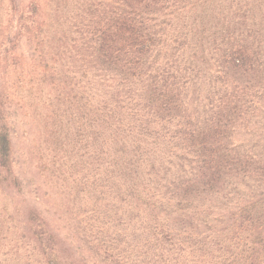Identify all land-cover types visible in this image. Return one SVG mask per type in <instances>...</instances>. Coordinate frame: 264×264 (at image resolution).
<instances>
[{"label":"trees","instance_id":"obj_1","mask_svg":"<svg viewBox=\"0 0 264 264\" xmlns=\"http://www.w3.org/2000/svg\"><path fill=\"white\" fill-rule=\"evenodd\" d=\"M21 3L0 0V187L24 120L46 172L86 156L92 264H264V0ZM30 214L0 236L14 264H90Z\"/></svg>","mask_w":264,"mask_h":264},{"label":"rangeland","instance_id":"obj_2","mask_svg":"<svg viewBox=\"0 0 264 264\" xmlns=\"http://www.w3.org/2000/svg\"><path fill=\"white\" fill-rule=\"evenodd\" d=\"M20 1L21 4L28 2ZM19 47L27 55L32 52L31 44L25 41ZM25 125L27 124L24 120L18 122L12 137L16 163L14 172L19 179V185L15 189L0 187V225H4L5 229L6 223H9V231L6 233L3 230L0 236L18 237L22 230L26 231L23 222L33 212L32 217L44 220L56 236L65 241L77 259L89 260L92 264L93 260L78 241L76 231L80 218L91 217L94 213L91 167L84 163L86 156L80 158L75 155L76 151L78 155L83 153L77 145L69 161L73 165L71 169L68 168V159L65 157L62 162L66 163L60 171L46 172L45 157H41L44 154L37 153V139L32 141L34 136L25 134ZM40 141L44 149L42 140ZM34 242L35 238L32 237L30 243ZM8 248L4 247L0 251V261L3 260V264H14L16 255L8 252Z\"/></svg>","mask_w":264,"mask_h":264}]
</instances>
